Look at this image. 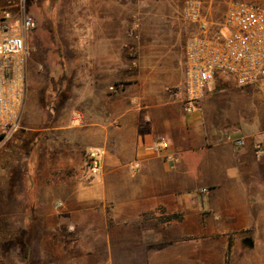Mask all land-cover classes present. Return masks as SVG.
I'll return each instance as SVG.
<instances>
[{
  "label": "crops",
  "instance_id": "1",
  "mask_svg": "<svg viewBox=\"0 0 264 264\" xmlns=\"http://www.w3.org/2000/svg\"><path fill=\"white\" fill-rule=\"evenodd\" d=\"M36 3L55 24L42 64L55 68L57 119L36 129L35 154L18 144L20 173L35 176L20 191L35 199L19 219L3 209L0 264H264V77L238 124L219 103V79L233 82L224 76L187 113L165 90L182 81L183 57L168 61L129 33L128 0Z\"/></svg>",
  "mask_w": 264,
  "mask_h": 264
},
{
  "label": "built area",
  "instance_id": "2",
  "mask_svg": "<svg viewBox=\"0 0 264 264\" xmlns=\"http://www.w3.org/2000/svg\"><path fill=\"white\" fill-rule=\"evenodd\" d=\"M181 13L195 31L184 40L182 81L165 90L182 102L185 112L194 111L218 76L231 78L239 87L264 77V0H230L218 22L200 0H183ZM35 27V18L24 6L10 0L0 5V149L20 127L27 97L26 42ZM224 137L237 146L246 143L232 132ZM161 147L155 145L156 150ZM254 147L260 150L258 143ZM88 158L89 171L98 172L96 153L90 152Z\"/></svg>",
  "mask_w": 264,
  "mask_h": 264
},
{
  "label": "rangeland",
  "instance_id": "3",
  "mask_svg": "<svg viewBox=\"0 0 264 264\" xmlns=\"http://www.w3.org/2000/svg\"><path fill=\"white\" fill-rule=\"evenodd\" d=\"M6 1L0 0V5H4ZM10 1L25 6L26 10L29 6L32 7L33 11L31 12L38 19L37 28L29 32L26 42L29 50L26 61L27 97L20 127L6 146L0 149V218H3V209L6 208L8 209L6 210L7 216L10 213L13 219H19L21 210L25 209V204L31 203L35 199V196L22 193V188L20 191L21 179L30 176L33 181L35 178L34 173L28 175L26 170L20 173V162H23L20 159L21 153L24 150V153L35 154L36 148L33 142L37 135L36 129L42 126L48 127L57 119V114L53 111V106L56 104L54 101V85L51 82V75L54 74L55 68L42 64L45 63V56L54 55L55 51L53 48L55 49L56 47V39L52 38L50 34V30L55 27V24L53 25V21L46 22L42 10L44 7H41V4L38 5L36 0ZM200 1L204 4L210 18L218 22L222 18L230 0ZM55 2L57 4L59 0H52L54 5ZM128 2L135 7L134 12L128 18L129 33L138 38L141 44H147L149 51L160 53L159 57L174 61L176 64L180 62L183 57L184 40L195 31L194 27L182 17L183 0H128ZM43 32L45 34L42 38L40 34ZM44 46L48 49L50 48V52L46 53ZM127 57L131 61L137 60L138 51L130 47L127 50ZM216 85L224 90V93L220 95L219 103L221 108H223L222 110L226 113L225 118L235 124L240 123L243 117L254 109L253 102H256V105L259 103V100L253 101L252 99L254 98L253 92L258 94L261 88H255L252 85L239 87L224 78L219 79ZM250 97L252 106L249 100ZM262 103H264L263 99ZM48 137H51V135ZM27 141H31L33 146L28 147L30 144ZM19 143L25 145L22 151L21 148H18ZM12 156L15 157L13 160L16 161L14 169L15 167L18 168V170H14L16 172L12 177V181L16 186V194L7 196L4 193V186L6 179L9 178L11 165L9 159Z\"/></svg>",
  "mask_w": 264,
  "mask_h": 264
}]
</instances>
